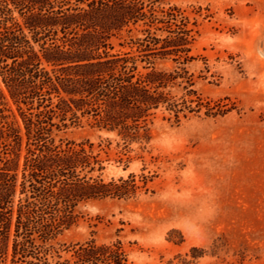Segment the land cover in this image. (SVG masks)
<instances>
[{"label":"rangeland","instance_id":"rangeland-1","mask_svg":"<svg viewBox=\"0 0 264 264\" xmlns=\"http://www.w3.org/2000/svg\"><path fill=\"white\" fill-rule=\"evenodd\" d=\"M144 1L163 58L152 41L141 54L169 76L168 99L144 141L87 119L61 135L93 144L95 178L122 188L78 207L56 247L62 260L95 241L121 245L127 264H264V0ZM123 42L111 53L137 52Z\"/></svg>","mask_w":264,"mask_h":264},{"label":"trees","instance_id":"trees-1","mask_svg":"<svg viewBox=\"0 0 264 264\" xmlns=\"http://www.w3.org/2000/svg\"><path fill=\"white\" fill-rule=\"evenodd\" d=\"M145 9L144 0H0V264L128 263L121 245L95 241L62 260L56 240L78 207L122 186L95 178L103 168L93 144L61 135L83 119L125 141L150 135L169 76L155 53L141 54L152 41L163 58ZM115 40L137 52L112 54Z\"/></svg>","mask_w":264,"mask_h":264}]
</instances>
